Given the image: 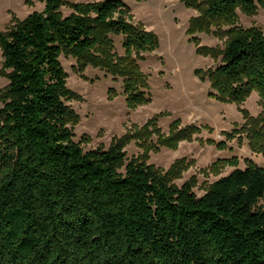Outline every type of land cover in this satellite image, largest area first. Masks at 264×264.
Wrapping results in <instances>:
<instances>
[{"label": "trees", "instance_id": "16d2710c", "mask_svg": "<svg viewBox=\"0 0 264 264\" xmlns=\"http://www.w3.org/2000/svg\"><path fill=\"white\" fill-rule=\"evenodd\" d=\"M38 1L43 13L0 32V77L8 80L0 91V264H264V169L247 161L197 198L188 184L177 189L173 174L143 162L117 173L122 148L142 132L114 139L108 151L83 152L71 140L68 125L79 118L65 105L61 55L76 58L80 71L90 65L122 77L126 105L135 109L148 99L132 55L142 60L158 48L157 37L131 25L120 0L75 5L64 18L59 0ZM263 1L190 0L200 14L190 32L210 33L229 24L235 9L251 15ZM108 34L124 38L115 62ZM196 74L221 103L239 106L253 90L264 98V36L231 32L222 65ZM247 123L249 148L264 155V117ZM176 127L158 137L160 146L175 149L200 131Z\"/></svg>", "mask_w": 264, "mask_h": 264}, {"label": "rangeland", "instance_id": "374dc122", "mask_svg": "<svg viewBox=\"0 0 264 264\" xmlns=\"http://www.w3.org/2000/svg\"><path fill=\"white\" fill-rule=\"evenodd\" d=\"M102 1L105 0H59L56 13L68 17L74 13L75 5ZM120 1L130 11V24L142 26L158 40V48L142 53V60L132 55L146 78L147 88L141 91L148 104L128 108L122 77L90 65L80 71L76 58L62 54L59 60L70 93L65 105L79 118L78 124L68 125L71 140L83 152L108 151L114 139L142 132L138 140L131 139L122 148L124 161L117 173L124 175L130 161L143 162L162 175L173 174L169 184L177 189L188 184L197 198L204 196L220 178L236 169L244 170L248 162L264 169V155L249 148L247 130L252 127L247 120L264 117V98L253 90L239 106L221 103L209 81L196 74L214 72L222 65V53L231 32L252 29L264 36V1L256 5L251 15L235 9L229 24L219 29L211 27L210 33L190 32L192 23L196 25L200 18L197 6L190 0ZM44 9L45 5L38 0H0V32L9 31L31 13H43ZM218 30L217 36L214 33ZM106 38L115 62L124 56V38L113 34ZM199 47L217 51V58L200 53ZM1 66L0 51V69ZM7 85L8 80L0 77V91ZM175 122L177 130L196 127L200 131L190 142H180L175 149L160 146L158 137H168ZM257 126L262 124L257 122Z\"/></svg>", "mask_w": 264, "mask_h": 264}]
</instances>
